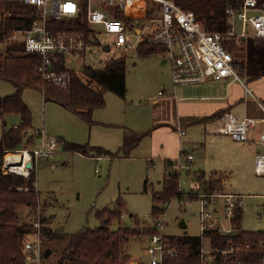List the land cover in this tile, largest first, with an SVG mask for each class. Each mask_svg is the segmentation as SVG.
<instances>
[{
    "label": "rangeland",
    "instance_id": "rangeland-1",
    "mask_svg": "<svg viewBox=\"0 0 264 264\" xmlns=\"http://www.w3.org/2000/svg\"><path fill=\"white\" fill-rule=\"evenodd\" d=\"M236 30L239 31V27ZM99 38L101 45L93 44L85 59L70 65L73 70H80L84 64L103 67L108 60L122 55L123 52L113 45L112 35L102 34ZM132 42L139 44L136 38H132ZM103 45H109L110 49L104 50ZM232 53L237 62L244 60V52ZM126 54V96L119 97L111 91H105V106L94 112L92 123L56 102L46 101L39 89L27 88L22 93L23 100L32 111L33 127L44 129L63 142L62 149L53 158L39 161L35 178L38 205L43 216L52 219L51 226L55 231L73 234L84 228H96L100 225L97 216L99 211L114 209L118 200L124 205L121 209V218L124 215L121 219L123 225L136 226L134 218L147 221L149 225L156 221V217L152 215L153 194L163 190L165 177L163 154L158 151L159 145L163 143L162 134L144 137L129 156H98L96 153L87 156L65 149L66 143H75L116 153L123 144L122 128H130L140 134L153 129V100L158 91L167 92V86L172 84L171 77H168L169 64H162V59L155 55L141 57L137 49ZM260 84L264 87V79ZM13 93L14 85L0 79V97ZM19 120L15 114H0V138L5 129L14 127ZM188 133L195 145L191 151L193 156L203 158L204 145H207L208 155L215 158L235 161L238 153L242 155L238 162L220 164L222 168L229 169L227 184L223 186V190L242 196L243 229L264 231V175L256 174L253 161L258 145L254 141L240 142L245 146L242 149L241 145L231 141V137L210 134L199 125L189 129ZM198 168V164L193 161L189 170H180L178 193L180 188L185 193H190V185L196 179L203 184L201 186L204 190L210 191L209 182L200 180L199 173H196ZM184 197L182 201L173 197L167 201L168 205L165 202L157 203L165 210L163 233L166 236L201 234L200 200L195 198L187 201ZM25 215L29 222L31 215L27 212ZM162 216L160 213L159 219ZM216 216L219 218L220 229L230 231V221L226 215L218 210ZM181 222L187 227L182 228ZM112 228H118L117 221L113 222ZM26 238L34 240L33 235ZM148 243L147 237L130 240L128 249L133 256L130 264H148L150 257L144 252ZM47 245L53 249V253L50 258L42 260L41 264H55L64 244L54 241L47 242ZM205 247H210L208 240H205Z\"/></svg>",
    "mask_w": 264,
    "mask_h": 264
},
{
    "label": "trees",
    "instance_id": "trees-1",
    "mask_svg": "<svg viewBox=\"0 0 264 264\" xmlns=\"http://www.w3.org/2000/svg\"><path fill=\"white\" fill-rule=\"evenodd\" d=\"M174 1L183 9L193 11L206 30L220 32L226 31L229 27L227 7H239L243 3V0ZM259 2L264 5V0ZM0 5H5L6 9L12 11V15L4 18L0 23V40L15 30L30 27L35 13L33 8L9 2L0 3ZM158 9L157 3H149L144 22L154 15H159ZM85 15L84 8L76 18L51 20L48 28L54 35L63 31L82 32L88 44L100 45L98 33L87 25ZM118 17L123 18V14L120 13ZM129 22L132 21L129 20ZM160 49V46L150 41L149 35L137 48L141 57L152 55ZM231 50L244 52V60L236 61V64L239 73L247 78L248 82L264 77V39H248L242 47L231 46ZM41 63L40 55L26 52L19 44H11L5 50H0V79L11 82L15 87V93L0 97V114H15L20 118V124L8 130L5 129L0 138V264H36L29 262V258L34 253L24 249L28 240L26 237L35 233L33 222L37 220V198L39 197L35 185L36 174L32 172L29 178H25L4 174L2 170L3 151L20 147L26 130L32 127V111L22 98L23 91L27 88L39 89L46 101L56 102L90 123L93 122V110L105 106V91H111L120 97H125L127 92L126 53L108 60L103 67L84 64L80 70H70L67 85L61 88L51 82L43 81L39 71ZM56 68L65 69V66L61 62L56 65ZM216 117L217 115H214L208 119ZM181 126L184 128L182 123ZM149 133L150 131L139 134L125 127L123 145L116 153L75 143H66L65 149L87 156L90 153H96L98 156L115 157L119 154L129 156ZM173 167L174 161L166 159L163 190L153 194L152 215L156 218L160 213L165 212L157 205L158 202H167L173 197L183 200L177 192L179 178ZM196 173H199L200 180L209 182V189L221 182L223 177L222 174L214 173L207 178L204 172ZM191 199L195 198L192 197L189 200ZM122 207H124L122 201L118 200L114 209L106 208L99 211L97 216L100 225L98 227L84 228L73 234L55 231L51 226L52 219L43 216L41 210L43 236L41 261L50 258L53 253V249L47 245V242L55 241L58 244H64L55 264H130L133 257L128 249L130 240L136 237H149L156 230L147 221L137 218H134L136 226L123 225ZM242 207L243 205L238 206L232 219V234H221L217 229L207 230L205 233L214 248L213 259L217 264H264V231L243 229ZM25 212L31 215L29 222L25 219L27 216ZM115 221L118 222L117 229L112 228ZM166 239L169 246L176 249L177 255L165 257L164 264H202L200 236L184 233L166 236ZM141 264L145 263L141 262Z\"/></svg>",
    "mask_w": 264,
    "mask_h": 264
},
{
    "label": "built area",
    "instance_id": "built-area-1",
    "mask_svg": "<svg viewBox=\"0 0 264 264\" xmlns=\"http://www.w3.org/2000/svg\"><path fill=\"white\" fill-rule=\"evenodd\" d=\"M8 2L33 8L35 13L30 27L15 30L0 40V50H5L11 44H19L26 52L40 55L42 63L39 71L43 81L51 82L59 88L65 87L70 79V65L86 58L92 45L87 43L84 33L63 31L54 35L48 28L51 20L76 18L85 8L87 25L95 29L98 36L112 35L113 45L123 53L137 49L149 35L150 41L161 47L152 55L169 64L175 86L223 79L240 82L245 88L246 96L258 103L263 116L260 119L247 116L239 119L231 110H227L222 115L218 133L229 135L239 142H249L258 124L264 126V102L256 97L247 78L239 73L231 51V46L242 47L248 39H264V5L259 0H243L239 7L228 6L226 14L229 27L224 32L206 30L193 11L183 9L174 0H0V3ZM154 2L159 5V15L144 22L149 3ZM120 13L123 18L118 17ZM11 15L12 11L6 9L5 5H0V23ZM237 27L239 31L236 30ZM132 38H136L139 44L133 43ZM105 48L110 49L109 45H103L104 50ZM61 62L65 69L56 68ZM176 130L180 138L186 135V130L181 125ZM256 143L259 152L255 158V172L262 176L264 127L259 131ZM62 147L63 143L59 139L30 127L26 130L20 147L3 151V173L29 178L32 172L37 174V165L41 159L53 158ZM17 155L21 156L19 162L15 160ZM173 161L180 187V170L190 169L193 155L182 149L180 156ZM28 164L31 166L28 167ZM226 184L227 179L223 175L221 182L206 191L196 179L190 185V193H185L181 188L179 191L187 201L192 197L200 200L202 264H217L213 259L212 245L209 248L204 246L207 230L217 229L221 234L233 233L232 228L230 231L220 229L219 218L216 216L218 210L226 215L232 226L236 209L243 205L242 196L224 192L223 186ZM168 204L169 202H165V205ZM40 213L38 205L37 220L33 222L34 240H27L24 245L26 251L35 255L29 258V262L36 264L41 263L43 247ZM162 215V219L157 217L152 225L156 232L147 237L149 243L144 252L150 257L148 264H164L165 257L177 255L176 249L169 246L163 233L165 213Z\"/></svg>",
    "mask_w": 264,
    "mask_h": 264
},
{
    "label": "crops",
    "instance_id": "crops-1",
    "mask_svg": "<svg viewBox=\"0 0 264 264\" xmlns=\"http://www.w3.org/2000/svg\"><path fill=\"white\" fill-rule=\"evenodd\" d=\"M162 64L168 63H166L164 59H162ZM168 73V77H171L170 66ZM263 79L264 77L248 83L254 89L256 97L264 102V87L260 84ZM172 84L170 83V85L167 86V89L169 91H158V95L153 100V129L149 134L144 136L154 137L156 134H162L161 142L163 143L162 145H159L158 151L160 153L162 152V159L164 160V162L166 159H170L172 161L177 159L180 156L182 149L188 152L192 151L193 146L195 145L193 140L191 139V136L188 137V131L189 129L194 128L197 125L204 128L205 132L208 131V133L210 134L225 135L218 133L217 130L221 126L222 115L227 110H231L239 119H242L246 116L260 119L263 116V112L258 106V103L253 98L251 99V97L246 96L245 88L240 82L232 81L231 79H223L218 81L208 80L200 84L179 86H175L174 84ZM161 91H164V93L161 94ZM99 109L100 108L93 110L92 116L94 112ZM214 115H217V117L214 119H208L212 118V116ZM19 123L15 125H19ZM181 123L184 125V128L186 130V135L182 138H180L176 130V128L181 125ZM212 125H215V127L212 128ZM263 127V124H258L251 135V141H254L256 143V140L259 136V131L262 130ZM32 128L35 129L33 125ZM122 129L124 141V128ZM35 130L43 131L46 135L51 136L49 133H47V131H44V129ZM131 130L139 133L133 129ZM225 136L231 137L229 135ZM213 139L211 141H213ZM231 139V141H233L236 145H241L240 142H237L232 137ZM59 140L62 142L61 139ZM240 147L243 149V147L245 146L241 145ZM203 149L205 150L203 158L193 156V161L198 164L199 168L197 169V172H204L206 176L218 173L228 177L229 173L227 172V170L229 169L222 168L220 164H228L235 161L238 162L242 159V155L240 153L237 154L235 161H230L231 159H224L219 157L215 158L211 155H208L207 145H204ZM258 152L259 148H257V151H254V158L252 157L254 162ZM207 240L209 241V244L212 245L208 238Z\"/></svg>",
    "mask_w": 264,
    "mask_h": 264
},
{
    "label": "water",
    "instance_id": "water-1",
    "mask_svg": "<svg viewBox=\"0 0 264 264\" xmlns=\"http://www.w3.org/2000/svg\"><path fill=\"white\" fill-rule=\"evenodd\" d=\"M105 50H109L108 48H105ZM31 164H28V167H30ZM181 227L186 228V224L184 222H181ZM131 264H137L136 262H132Z\"/></svg>",
    "mask_w": 264,
    "mask_h": 264
},
{
    "label": "bare ground",
    "instance_id": "bare-ground-1",
    "mask_svg": "<svg viewBox=\"0 0 264 264\" xmlns=\"http://www.w3.org/2000/svg\"><path fill=\"white\" fill-rule=\"evenodd\" d=\"M15 160H16L17 162H19V161L21 160V156H20V155L15 156Z\"/></svg>",
    "mask_w": 264,
    "mask_h": 264
}]
</instances>
